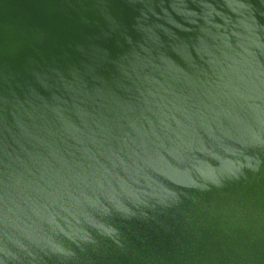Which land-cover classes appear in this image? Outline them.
<instances>
[{
    "label": "water",
    "instance_id": "1",
    "mask_svg": "<svg viewBox=\"0 0 264 264\" xmlns=\"http://www.w3.org/2000/svg\"><path fill=\"white\" fill-rule=\"evenodd\" d=\"M0 264H264V0H0Z\"/></svg>",
    "mask_w": 264,
    "mask_h": 264
}]
</instances>
